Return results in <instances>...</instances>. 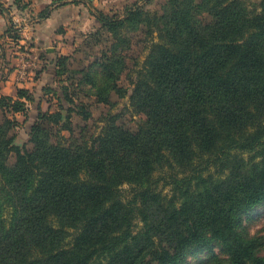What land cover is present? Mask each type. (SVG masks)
<instances>
[{
  "label": "trees",
  "instance_id": "16d2710c",
  "mask_svg": "<svg viewBox=\"0 0 264 264\" xmlns=\"http://www.w3.org/2000/svg\"><path fill=\"white\" fill-rule=\"evenodd\" d=\"M149 3L96 10L111 41L91 65L101 78L85 72L98 102L124 96L126 52L146 28L152 43L132 80V105L146 116L136 131L113 115L91 144L72 145L48 126L71 129V116L43 111L29 149L9 134L13 120L0 122V264H186L199 251L215 264H264V235L241 227L264 200V0L256 9L247 0H167L162 13ZM0 12H8L1 1ZM68 60L58 59V74ZM33 99L20 88L0 105L22 112ZM79 113L91 116L83 105ZM238 148L255 153L247 160ZM166 166L194 171L172 175L171 196L155 185Z\"/></svg>",
  "mask_w": 264,
  "mask_h": 264
},
{
  "label": "rangeland",
  "instance_id": "374dc122",
  "mask_svg": "<svg viewBox=\"0 0 264 264\" xmlns=\"http://www.w3.org/2000/svg\"><path fill=\"white\" fill-rule=\"evenodd\" d=\"M247 2L251 8L256 9L260 0H247ZM166 3L167 0H150L147 7L151 11L162 13ZM124 5L123 2L120 3V7L114 4L113 9L121 11ZM44 6L42 4L41 8ZM39 10L35 6L34 8L30 6L26 10L15 8V12H13V8L8 7V12H0V17L4 18L0 20V98L5 95L17 98L20 88L29 89L31 96L34 97L32 101L27 102V110L22 112L15 113L8 107L0 105V122L4 121L6 117L13 120L9 134L14 136L16 143L32 149L31 132L33 124L38 120V113L58 109L63 111L64 118L71 116V129H60L52 123L48 126L54 139H57L59 134L60 136L63 134V141L68 144H91L113 115L117 116L119 125L136 131L146 116L139 113L132 105L131 95L134 87L132 80L136 79L137 74L143 68L152 43L151 38L146 36V28L143 27L132 34V45L126 52L127 69L119 80V84L127 89V93L124 96H119L116 92H112V103L105 104L97 101L94 94L95 88L88 82L87 77L85 79V72L90 70L95 77L101 78L102 68L94 66V69L91 70V65L101 57V51L109 46L110 34L101 29L99 21L96 19V24L95 18L90 17L87 8L83 7L82 14L85 18L78 27L54 24L56 31L63 29L65 34L70 32V36L44 40V29L40 32L34 25L37 23ZM211 18L208 13L202 16L205 22H209ZM10 26H13L12 34L18 35V38L12 37L11 33L7 32ZM64 54L69 57L68 71L66 74L60 75L57 73V62ZM50 68L51 70L48 72L47 70ZM12 76L22 81L24 86L18 84V80L13 81ZM82 105L90 110V118L84 119L79 113ZM71 109L72 111H69ZM233 152L240 153L250 160L255 150L238 148ZM15 162L16 153L13 151L9 155L8 163L14 165ZM204 166H206V161L201 163V167ZM208 166L212 172L218 171L213 164L210 163ZM193 172V170L181 171L179 168L166 166L155 173V185L164 194L171 196L172 175L176 174L181 177ZM122 188L124 194L131 198L133 195L132 186L124 184ZM241 227L250 235H264V200L255 207L251 214L244 216ZM214 250L220 257H226L220 246L215 245ZM261 254L264 255V248L261 250ZM186 264L215 263L209 251H199L188 254Z\"/></svg>",
  "mask_w": 264,
  "mask_h": 264
},
{
  "label": "crops",
  "instance_id": "0c3cea01",
  "mask_svg": "<svg viewBox=\"0 0 264 264\" xmlns=\"http://www.w3.org/2000/svg\"><path fill=\"white\" fill-rule=\"evenodd\" d=\"M0 1L4 3V5L7 7L13 8L14 6L16 9H19V10H26L30 6H33V8L35 6L37 9H40L39 13L45 8L49 7L50 9L49 16L46 18H40L38 16L37 23H35L34 25L36 26V28L39 29L40 32L42 29H44V32H43L44 40H51L53 37L57 39H61L62 37H67V35L70 36V32L65 34L63 29L56 31L54 24L55 25L63 24L65 25V27L68 25H73L74 27H78V25L81 24L83 22L82 20L85 18V16L83 17V14H82L83 7L87 8L90 14V17H94L95 18L94 21L97 24L96 22L97 18L94 14L97 9L103 10L105 12L121 13L123 12L124 7L127 4H129L128 3L129 1L130 3H132L133 1H136V0H23L22 3L23 4L26 3L25 8H19L16 5L15 0H10V2L9 0H0ZM122 2L125 5L122 6L123 9L121 11H117L113 9L114 4H117L118 7H120L119 5ZM42 4L45 5L43 8H41ZM64 55H67V54H64ZM51 68L48 70L46 69V70L49 72ZM12 80L13 81L18 80L17 83L24 86L22 81H19V79L13 78V76H12ZM26 87H29V86H26Z\"/></svg>",
  "mask_w": 264,
  "mask_h": 264
},
{
  "label": "clouds",
  "instance_id": "9594fccd",
  "mask_svg": "<svg viewBox=\"0 0 264 264\" xmlns=\"http://www.w3.org/2000/svg\"><path fill=\"white\" fill-rule=\"evenodd\" d=\"M10 2V0H9ZM13 12H15V7L13 6ZM4 18L3 17H0V20H3ZM17 19H19V17L17 16Z\"/></svg>",
  "mask_w": 264,
  "mask_h": 264
}]
</instances>
